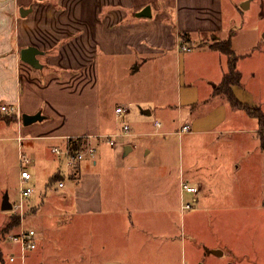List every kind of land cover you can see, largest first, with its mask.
Masks as SVG:
<instances>
[{
  "label": "crops",
  "instance_id": "crops-1",
  "mask_svg": "<svg viewBox=\"0 0 264 264\" xmlns=\"http://www.w3.org/2000/svg\"><path fill=\"white\" fill-rule=\"evenodd\" d=\"M246 1L250 5L252 0H0V106L17 109L13 121H2L16 130L10 140L27 149L23 154L28 162L23 167L31 176L28 185L62 191V203L73 205L74 214H64L57 221H76V245L95 246L106 235L123 232L126 225L134 223L143 231L161 230L168 213L191 209L200 202L201 189L189 182L199 180L205 162L235 171L238 155L247 159L253 155L254 138L246 135L256 133L258 127L251 126L252 117L243 109L232 108L224 96L212 93L227 71V62L223 53L208 46L229 36L232 46L235 35L228 28L225 7L239 9L236 2ZM147 6L149 16H137ZM21 8L29 11L22 16ZM182 33H187L189 39L183 42L186 50L179 47ZM191 42L196 43V50L190 48ZM24 47H35L38 62V56H43L44 62L39 67L29 65L21 58ZM171 52L179 83L177 128L161 131L160 120L143 118L139 132L130 136L132 142L128 139L118 143L115 139L111 146L101 137L115 131L102 109L101 65L116 64L121 58L126 73L151 65L153 71V57ZM201 109L204 117L196 118ZM140 111L144 117L152 113L150 108ZM215 111L219 112L212 119ZM37 112L41 119L23 124V114ZM155 122L159 125L155 126ZM184 124L190 125L189 131H181ZM223 133L228 134L227 138L220 137ZM235 134L241 137H232ZM158 135L172 136L173 140L151 139ZM76 137L88 139L96 151L92 157L83 158L73 176L52 147L63 146L67 139ZM258 143L262 152L259 138ZM133 150L138 159L127 162L125 157ZM118 167L122 168L123 179H130L136 190L125 194L114 187L106 196L102 172ZM176 172L179 205L173 208L168 200L172 190L169 182ZM17 176L19 181V173ZM60 180L64 181L63 187L57 185ZM68 181L71 184L67 185ZM183 184L196 190L186 192ZM18 195L19 191L16 200ZM185 196L191 201H183ZM254 199L264 205V194ZM27 210L23 222L29 227L28 215H35L39 206H27ZM10 215L11 212L7 219ZM88 217H96L91 231L94 237L90 239L85 236ZM18 229L19 223L11 228L12 233ZM97 236L100 239L96 240ZM8 246L12 248L6 253L18 252L16 244L9 242ZM36 248L26 252L24 264L39 255ZM252 248H258L256 255L264 253L260 241L247 246L246 251ZM5 260L7 264H21L18 259ZM102 264L122 262L106 259Z\"/></svg>",
  "mask_w": 264,
  "mask_h": 264
},
{
  "label": "rangeland",
  "instance_id": "rangeland-1",
  "mask_svg": "<svg viewBox=\"0 0 264 264\" xmlns=\"http://www.w3.org/2000/svg\"><path fill=\"white\" fill-rule=\"evenodd\" d=\"M236 4L239 9L229 10L225 7L228 28L235 35L232 46L238 54L237 68L242 77L241 83L234 86V92L244 102L259 106L264 113V0H252L246 8H242L241 2ZM195 44L191 42L192 50L198 48ZM38 58L39 63L44 62L43 56ZM120 59L116 64L110 62L107 66L101 65L100 70V97L108 121L112 120L115 131H120L123 124L130 127V135L126 138L116 137V142L123 143L128 139L132 142L130 136L139 132L143 118L160 120L163 125L161 131L177 128L179 83L173 53L153 57V71L151 65L126 73ZM183 87L182 82V94ZM116 105L125 106L127 112L117 117L114 112ZM142 108H150L151 115L144 117L140 111ZM201 112L196 118L204 117L202 109ZM218 112L215 111L211 118L216 119ZM0 115L3 116V113L0 112ZM250 121L251 126L258 127L255 118H250ZM151 129L155 128L151 126ZM15 135V128L0 119V264H7L6 252L12 248L5 240L12 230L4 229L11 211L3 210L1 201L5 194H8L10 201L16 200L19 188L17 175L20 171L18 157L27 151L26 147H19L10 140ZM227 136L224 133L220 135L222 138ZM235 136L241 137L239 134L232 135ZM246 136H253L254 151L248 159L247 156L238 155V169L227 171L220 164L205 162L199 180L189 182L201 189L202 195L193 208L168 213L169 218L163 221L166 226L161 230L143 231L134 223L126 225L123 232L106 235L105 241L102 239L95 246L76 245L75 220L57 221L64 214H74L71 203H62V191L47 189L46 185L30 184L34 192L26 204L38 205L39 210L35 215H28L30 224L26 225L36 230V252L39 255L27 259V264H102L106 259L120 260L122 264H264V253L256 255L258 248L246 251L247 246L258 244V241L262 248L264 245V205L256 203L254 199L257 194H264V153L260 155L262 152L255 132ZM163 138L173 140L168 135L151 137L155 142ZM136 159V150L125 157L127 162ZM118 168L102 172L105 174L102 189L106 196L114 187L117 189L115 191L125 194L136 190L130 179H123L122 168L119 171ZM169 183L172 190L168 200L174 208L179 205L177 172ZM183 201L190 202L191 199L185 196ZM28 212L26 209L24 217ZM89 217L85 233L88 239L94 237L91 231L96 221V217ZM208 250H221L222 254Z\"/></svg>",
  "mask_w": 264,
  "mask_h": 264
},
{
  "label": "built area",
  "instance_id": "built-area-1",
  "mask_svg": "<svg viewBox=\"0 0 264 264\" xmlns=\"http://www.w3.org/2000/svg\"><path fill=\"white\" fill-rule=\"evenodd\" d=\"M181 41V40H180ZM179 47L182 50L188 49L185 44L181 41ZM125 106H116L114 112L117 117L123 116L127 111ZM0 111L6 112L8 114L16 113L17 109L15 106L12 105H2L0 106ZM159 122H155V126H158ZM190 125L184 124L181 127V131H189ZM130 127L126 124L122 125L120 131L114 132L110 135H103L101 136L104 140H106L111 146L115 144V138L118 136H127L128 130ZM87 137V136H86ZM91 137V136H88ZM78 138V137H76ZM74 138V139H76ZM79 145H70L68 143H64L63 146L55 145L52 147L53 153L60 159L64 161L66 166L69 167V175H77L78 172V165L83 160L84 157L89 156L92 157L96 151V147L93 143H90L88 139L84 140V137L79 142ZM18 161L20 163V171H19V195L18 199L11 203V214L13 216H17L19 222V229L15 233H8L5 239L8 240L12 244H16L18 246V252L15 253L14 251H9L8 253V261L13 262L14 260H20L21 264H24L26 252L34 250L36 248V232L32 228H28L24 225V214L26 212V200L32 195L33 188L28 185V181L30 180L31 176L27 169L23 167L25 162H28L26 156L23 154L19 155ZM58 187L64 186V181L60 180L57 183ZM186 192H193L196 190L193 186H187L186 184L182 185Z\"/></svg>",
  "mask_w": 264,
  "mask_h": 264
},
{
  "label": "trees",
  "instance_id": "trees-1",
  "mask_svg": "<svg viewBox=\"0 0 264 264\" xmlns=\"http://www.w3.org/2000/svg\"><path fill=\"white\" fill-rule=\"evenodd\" d=\"M179 37L182 42H186L187 40H189L187 33H182ZM208 46L223 53L226 56L227 62V71L223 74V78L218 83V85L213 88L212 93L214 95L221 94L226 98L232 108H241L249 117L255 118V120L258 122V130L256 132V136L260 140V147L262 152L264 153V113L259 106L244 102L243 100L238 98L234 92V86L240 84L242 77L237 68L238 55L235 53L233 47L231 46V37L229 36L226 39H217L208 43ZM0 118L6 119L8 121H13L15 119V115L4 113L3 116L0 115ZM80 141L81 137H78L76 139L69 138L66 140V143L76 146L80 144ZM18 223L19 222L17 216L10 215L4 229H11ZM6 234L7 233H5V235ZM1 259L2 254L0 253V261Z\"/></svg>",
  "mask_w": 264,
  "mask_h": 264
},
{
  "label": "water",
  "instance_id": "water-1",
  "mask_svg": "<svg viewBox=\"0 0 264 264\" xmlns=\"http://www.w3.org/2000/svg\"><path fill=\"white\" fill-rule=\"evenodd\" d=\"M242 8H246L247 7V1L246 3H242L241 4ZM149 7H145L143 8L141 11H139V13H136L137 16H149ZM29 10H26L24 8L20 9V14L22 16H24ZM263 37H264V33H263ZM21 53V58L27 62L29 65H31L32 67H39V62L37 60L36 54L39 53V51L35 48V47H24L20 50ZM42 116L37 112L35 113V115H28V114H23L22 116V122L24 125L30 124L35 122V120H39L41 119ZM1 207L3 210H10L11 209V203L9 201L8 198V194H5L2 201H1ZM208 251H212L213 253L217 254V255H221L222 251L221 250H208Z\"/></svg>",
  "mask_w": 264,
  "mask_h": 264
}]
</instances>
